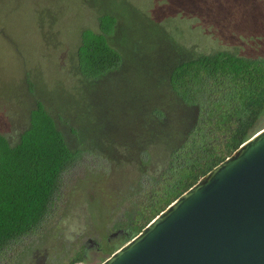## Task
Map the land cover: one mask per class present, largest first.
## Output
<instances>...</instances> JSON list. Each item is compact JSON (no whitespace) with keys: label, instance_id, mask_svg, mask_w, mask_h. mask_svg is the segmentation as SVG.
I'll use <instances>...</instances> for the list:
<instances>
[{"label":"trees","instance_id":"16d2710c","mask_svg":"<svg viewBox=\"0 0 264 264\" xmlns=\"http://www.w3.org/2000/svg\"><path fill=\"white\" fill-rule=\"evenodd\" d=\"M191 1L153 0L146 22L156 31L147 53L162 57L154 64L160 69L158 80L145 83L125 101L116 100V106L110 104L109 113L103 107L104 137L98 143L90 138L93 144L88 146L74 123L39 99L15 140L0 131V256L43 222L62 174L84 157L128 166L135 177L136 186L129 190L133 200L119 220L131 234L126 244L264 128V42L255 40L247 48L240 40L229 43L219 30L221 50L202 54L195 46L178 43L158 23L178 17V9L169 13L166 3ZM179 11L185 21L196 13L187 7ZM122 21L117 10H100L97 31L80 33L68 67L70 79L97 87L119 73L124 51L116 36Z\"/></svg>","mask_w":264,"mask_h":264},{"label":"rangeland","instance_id":"374dc122","mask_svg":"<svg viewBox=\"0 0 264 264\" xmlns=\"http://www.w3.org/2000/svg\"><path fill=\"white\" fill-rule=\"evenodd\" d=\"M154 6L153 0H0V131L15 140L39 99L74 123L88 146L90 138L98 143L104 137L103 107L109 113L110 104L116 106V100L125 101L145 83L158 80L154 64L162 57L147 53L156 30L146 20ZM110 7L123 18L116 36L124 51L121 70L97 87L70 79L68 67L80 33L97 31V14ZM166 7L169 13L178 9L179 18L166 17L159 26L199 53L221 50L219 30L229 43L240 40L247 48L255 40L264 42V0H192ZM183 7L196 12V25L185 21L179 11ZM228 7L231 14L213 12ZM111 165L88 156L66 170L43 222L9 246L0 264H68L75 258L83 259L75 264H99L123 246L131 234L119 220L130 207L129 190L136 182L128 166Z\"/></svg>","mask_w":264,"mask_h":264},{"label":"water","instance_id":"95a60500","mask_svg":"<svg viewBox=\"0 0 264 264\" xmlns=\"http://www.w3.org/2000/svg\"><path fill=\"white\" fill-rule=\"evenodd\" d=\"M100 264H264V128Z\"/></svg>","mask_w":264,"mask_h":264},{"label":"flooded vegetation","instance_id":"af4514ba","mask_svg":"<svg viewBox=\"0 0 264 264\" xmlns=\"http://www.w3.org/2000/svg\"><path fill=\"white\" fill-rule=\"evenodd\" d=\"M88 243L91 244V247H92V246L98 247V245H97L96 243H94L93 241H91V240H89Z\"/></svg>","mask_w":264,"mask_h":264}]
</instances>
